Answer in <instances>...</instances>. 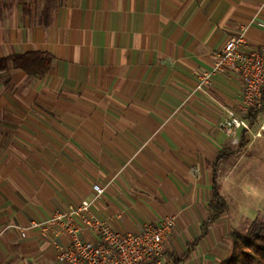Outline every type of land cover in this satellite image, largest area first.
<instances>
[{"label":"crops","instance_id":"obj_1","mask_svg":"<svg viewBox=\"0 0 264 264\" xmlns=\"http://www.w3.org/2000/svg\"><path fill=\"white\" fill-rule=\"evenodd\" d=\"M242 28L244 46L264 47V0H0V59L52 58L40 78L11 60L0 70V264H65L56 244L68 236L16 227L82 199L123 233L172 217L166 253L189 247L183 264H220L225 219L262 190L264 107L247 114L244 148L215 167L237 146L219 123L241 111V82L223 70L198 89L196 73ZM213 169L234 211L188 246L209 217Z\"/></svg>","mask_w":264,"mask_h":264},{"label":"built area","instance_id":"obj_2","mask_svg":"<svg viewBox=\"0 0 264 264\" xmlns=\"http://www.w3.org/2000/svg\"><path fill=\"white\" fill-rule=\"evenodd\" d=\"M246 43L245 28H242L237 36L225 42L211 69L196 73L198 89L209 84L217 71H228L239 78L241 111L227 110L226 118L219 123V128L235 145L239 131H251L248 112L264 107V47L248 48L244 46ZM91 188L96 197L104 191L97 183ZM91 205V201L82 199L54 211L43 221H31L27 226L16 228L22 237L33 227L50 230L57 237L68 236L66 243L56 244L57 259L65 264H174L165 247L166 238L174 232L172 217L147 224L135 233H123L99 218ZM86 233H92L93 237L85 238Z\"/></svg>","mask_w":264,"mask_h":264},{"label":"trees","instance_id":"obj_3","mask_svg":"<svg viewBox=\"0 0 264 264\" xmlns=\"http://www.w3.org/2000/svg\"><path fill=\"white\" fill-rule=\"evenodd\" d=\"M10 60L17 68L22 69L34 78H40L49 70L52 58L49 55L38 51L12 55L11 57L0 59V70L4 69L7 62ZM258 110L259 109H254L250 111L248 119L251 120L250 118L254 117ZM251 121L250 124H252ZM246 137L247 133L244 130L238 140L236 148L234 150H221L217 156L214 166L217 167L222 159H226L230 155L239 153L246 144ZM213 172L212 195L207 204L209 217L201 223L198 238L190 242L188 246H194L199 242V240L204 238L208 233L210 225L220 218L228 209L227 200L220 193V185L216 179V169H213ZM230 238V252L228 256L220 262V264H264L263 223L253 222L245 234L237 229H233L230 233ZM189 251V247H187L185 253L180 258L175 256L173 253H167V255L174 264H183L189 254Z\"/></svg>","mask_w":264,"mask_h":264},{"label":"rangeland","instance_id":"obj_4","mask_svg":"<svg viewBox=\"0 0 264 264\" xmlns=\"http://www.w3.org/2000/svg\"><path fill=\"white\" fill-rule=\"evenodd\" d=\"M223 169H227V167ZM258 185H261L262 190L254 189L253 192L255 193L256 191H259L262 195H264V180H262L261 184H258ZM231 205L232 204L230 201V206ZM235 208H236L235 211L229 210V207L227 209L229 212L234 211V214L232 215L229 214L228 218L225 219L226 223L229 226V228H227V233L225 235L227 243H229V239H228L230 236L229 234L233 229H237L243 234H245L248 231L249 226L253 222H260V223H263L264 225V200H258V199L252 198L248 200L247 204L243 206H237ZM197 232H198L197 229L188 230L186 233L187 238L189 240L192 239L196 235Z\"/></svg>","mask_w":264,"mask_h":264},{"label":"clouds","instance_id":"obj_5","mask_svg":"<svg viewBox=\"0 0 264 264\" xmlns=\"http://www.w3.org/2000/svg\"><path fill=\"white\" fill-rule=\"evenodd\" d=\"M255 196L258 200H264V195H262L259 191L255 192Z\"/></svg>","mask_w":264,"mask_h":264}]
</instances>
